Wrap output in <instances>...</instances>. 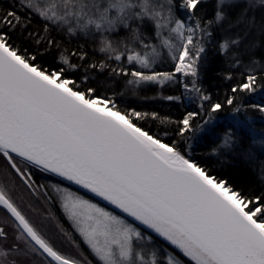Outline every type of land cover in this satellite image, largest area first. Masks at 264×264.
I'll list each match as a JSON object with an SVG mask.
<instances>
[{
    "label": "snow or ice",
    "instance_id": "obj_1",
    "mask_svg": "<svg viewBox=\"0 0 264 264\" xmlns=\"http://www.w3.org/2000/svg\"><path fill=\"white\" fill-rule=\"evenodd\" d=\"M203 2L180 0L192 24L176 17V0H15L19 8L0 10V264H30L35 257L47 264H91L65 255L16 202L17 179L33 187L31 168L82 187L130 218L56 186L67 194L63 207L98 264H264V195L245 194L175 140L167 142L141 123H176V134L192 139L197 133L212 136L211 121L194 126L196 111L171 121L157 112L121 107L117 94L99 79L108 70L110 77H126L127 85L163 86L179 73L193 78L191 89L184 83L186 90L210 101L197 86L198 65L218 26L220 51L235 49L233 66L247 67L232 93L256 92L261 72L255 66L261 62L242 56L259 48L260 40L249 41L243 51L240 46L253 32L264 36V0H243L234 20L225 8L241 0H216L214 16L206 21L196 15ZM33 18L42 28L31 27ZM53 30L98 43L104 59L87 64L95 77L87 70L79 80L68 75L79 67L72 57L87 61L82 50L61 51L53 68L41 63L53 47L59 49ZM161 49L175 62L173 71L157 70ZM233 102L227 99L228 105ZM247 107L264 116V100ZM209 108L216 113L222 105ZM225 135V147L240 159L251 157L246 132ZM83 206L90 211H81Z\"/></svg>",
    "mask_w": 264,
    "mask_h": 264
},
{
    "label": "trees",
    "instance_id": "obj_2",
    "mask_svg": "<svg viewBox=\"0 0 264 264\" xmlns=\"http://www.w3.org/2000/svg\"><path fill=\"white\" fill-rule=\"evenodd\" d=\"M14 5L15 0H0V10H8ZM15 6L19 8V5ZM243 7L245 6L238 3L232 8L226 7L225 11L228 12L230 19L234 20ZM198 9L196 15L202 21L211 19L216 10V0H204L198 6ZM258 11H256V16L259 20L261 19V13ZM251 14L252 12L250 11L249 15ZM228 23V20L224 22L225 25ZM42 26L38 19L33 18L32 28L38 29L42 28ZM213 27V36L205 41L206 52L202 54V60L198 65L197 77V86L203 94L210 97V101H203L200 99V93L184 88V83H188L189 89H191V80L193 78H180L177 74L175 82H169L163 86L158 84L127 85L125 83L126 77H110L108 70H105L104 75L100 76L99 79L104 87L109 89L110 92L117 94V99L120 100L121 107L124 108H135L149 113L157 112L160 116L168 117L171 121H178L189 111L199 112L200 115L195 118L193 125L202 124L205 120H210L211 122L207 127L214 131V134L210 137L205 138L203 133H197L192 139H189V136L181 138L176 134L178 127L176 123L161 124L159 121L151 119L141 121V123L152 133L161 135L167 142L175 140L196 162L207 167L213 175L228 180L234 187L243 190L245 194L249 196L264 195V116L247 107L264 100V36L257 37L255 32H253L240 46L241 51H243L249 41L253 39L260 40L261 46L259 48L254 51L249 50L247 54L242 56L245 62L252 56L261 62L260 65L255 66L256 71L261 72L256 82L257 91L254 93L239 91L232 93V87L243 81L242 73L247 71V67L233 66L234 60L231 58V54L235 49H230L227 54L220 51L218 45L222 42L223 28ZM236 31L237 29H233L228 34H235ZM50 35L58 42L59 49L53 47L51 52L41 60L42 64L49 68L56 67L59 64L58 57L61 51H65V54H67L82 50L87 53V61H80L78 57H72L73 62L77 63L79 67L75 72L69 71L68 75L74 76L78 80L85 74V70L94 77L97 75L92 69L87 68L88 62H100L104 59V54L98 51L97 42H94L90 37L82 35L71 36L59 30L51 31ZM152 43H156V40L154 39ZM174 63L173 61L170 64L165 55L161 57V62L156 67L157 70L161 71H173ZM112 66L115 67L116 64L113 63ZM229 76H231V79L228 78ZM169 95L179 96L180 99L173 101L165 99ZM189 95L192 98L187 101L186 97ZM229 97L234 98L232 105L227 104ZM210 103H220L222 109L212 113L209 108ZM237 109H240V111L237 112ZM241 130L246 132V139L252 142L251 157L247 160L240 159L236 153L231 152L230 148L224 146L226 133L232 135ZM164 132L168 133L167 137L163 136ZM0 164H3L2 160H0ZM54 179L55 185H64L75 190L62 181ZM18 183H20V187H25L23 182L19 181ZM36 183L38 182L36 181ZM79 193L86 196L81 192ZM51 194L55 205H51L50 210L58 214V204L53 191ZM92 200L95 201L94 199ZM27 201H31V199ZM95 202L113 214L121 216L99 202Z\"/></svg>",
    "mask_w": 264,
    "mask_h": 264
},
{
    "label": "rangeland",
    "instance_id": "obj_3",
    "mask_svg": "<svg viewBox=\"0 0 264 264\" xmlns=\"http://www.w3.org/2000/svg\"><path fill=\"white\" fill-rule=\"evenodd\" d=\"M240 3L245 6L243 0H241ZM179 4H180V0H177L176 2L177 6L175 8L176 17L184 19L188 24H192L193 21L187 18L188 13L186 12L185 9L179 7ZM258 12L261 13V10H259ZM165 34L167 35V33ZM156 43L158 44L159 41L156 40ZM173 43L178 45L179 40L173 37ZM165 55L167 56L170 64L173 63L171 58L167 55V49H161V57ZM177 75H179L180 78L192 79L191 76L185 77L184 75L179 73ZM191 98L192 96L189 95L186 97V100L190 101ZM18 182H19L18 180L15 181V185L13 188V195L14 198L16 199V202L27 212V214L31 217V219L34 222H36L39 226L42 227V230L46 233V235L51 237L56 242V246L60 248V250L65 255H69L73 258H80V259L87 258V260L90 261L91 264H98V261L95 258L94 254L91 252V249L84 242L83 238L80 236L79 232L77 231V228L73 220L70 219L68 213L63 207L64 199L66 198L67 194L63 192H57L55 188L56 186H59L61 189H67L69 190V192L78 195L79 197H82L83 199L88 200L91 203H95V204L97 203L92 199L80 194L79 192L70 189L67 186L57 184L52 188V190H53V194L55 195L56 202L58 204L57 205L58 214L56 212L52 213L50 210L51 207L45 202L44 198L38 196L39 194H37L35 190L33 192L25 185H24L25 187L22 186L20 187V183ZM28 199L29 200L31 199V201H27ZM68 202L69 204H71L70 199ZM80 210L83 211L84 213H88L90 211L87 208V206H83L82 209ZM30 264H47V261L40 257V260L38 261L34 259L31 260Z\"/></svg>",
    "mask_w": 264,
    "mask_h": 264
},
{
    "label": "flooded vegetation",
    "instance_id": "obj_4",
    "mask_svg": "<svg viewBox=\"0 0 264 264\" xmlns=\"http://www.w3.org/2000/svg\"><path fill=\"white\" fill-rule=\"evenodd\" d=\"M32 182L33 187L31 190H34L39 194L41 198H44L45 202L51 207V205H55L51 196L52 188L55 186V179L49 174L42 172L39 169L31 168ZM36 181L38 183H36ZM53 213V211H51ZM4 215V211L0 209V216ZM46 260L45 258L41 257ZM34 260H40V257H35ZM47 261V260H46Z\"/></svg>",
    "mask_w": 264,
    "mask_h": 264
},
{
    "label": "water",
    "instance_id": "obj_5",
    "mask_svg": "<svg viewBox=\"0 0 264 264\" xmlns=\"http://www.w3.org/2000/svg\"><path fill=\"white\" fill-rule=\"evenodd\" d=\"M45 173H46V172H45ZM47 174H49L50 176H52V177H54V178H56V179L62 181L63 183L67 184V185L70 186L71 188H74V189L77 190L78 192H81V193L85 194L86 196H88V197L94 199L95 201L99 202L100 204H102V205L106 206L107 208L113 210L114 212L120 214V215L123 216L124 218H126V219H130V218H128V217L126 216V214L122 213V212H121L119 209H117L115 206L109 204L107 201L102 200L100 197H97V196H95L94 194L88 192L87 190L83 189L82 187H80V186H78V185H75V184H73V183H70V182H68L67 180H63L62 178H60V177H58V176H55V175H52V174H50V173H47Z\"/></svg>",
    "mask_w": 264,
    "mask_h": 264
}]
</instances>
